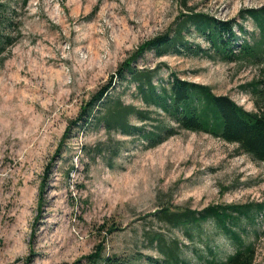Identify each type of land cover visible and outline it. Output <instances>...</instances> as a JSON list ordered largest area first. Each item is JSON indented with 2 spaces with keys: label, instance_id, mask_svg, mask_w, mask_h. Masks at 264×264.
Here are the masks:
<instances>
[{
  "label": "rangeland",
  "instance_id": "rangeland-1",
  "mask_svg": "<svg viewBox=\"0 0 264 264\" xmlns=\"http://www.w3.org/2000/svg\"><path fill=\"white\" fill-rule=\"evenodd\" d=\"M187 4L218 20H236L243 40L257 46L261 58L226 62L202 55L155 59L146 54L136 66L151 69L161 62L160 79L174 72L254 111L252 98L240 86L264 76V43L252 21L238 14L264 7V0ZM0 6L14 37L0 61V264H75L99 244L108 254L158 258L150 242L155 234L178 240L181 258L189 264L210 257L207 248L217 259L232 254L233 245L210 222L190 228L192 240L187 241L180 229L153 214L162 207L202 210L263 201L264 163L236 145L179 130L147 148L90 127L73 130L58 154L81 106L141 43L175 24L186 12L181 0H28L25 5L0 0ZM189 40L208 48L197 36ZM118 92L124 104L143 108L133 87L116 85ZM95 147L102 151L96 153ZM237 224L244 242L261 228L260 218L255 223L241 218ZM113 226L117 231L106 234ZM256 250L254 264H264L261 233Z\"/></svg>",
  "mask_w": 264,
  "mask_h": 264
},
{
  "label": "trees",
  "instance_id": "trees-1",
  "mask_svg": "<svg viewBox=\"0 0 264 264\" xmlns=\"http://www.w3.org/2000/svg\"><path fill=\"white\" fill-rule=\"evenodd\" d=\"M187 1L181 0L186 12L179 15L167 32L141 43L118 65L109 81L81 106L77 118L70 121L64 131L58 154L65 141L73 137L71 134L75 129L84 131L90 127H102L107 134L117 133L138 140L147 148L156 147L183 130L205 133L234 144L241 153L264 163V76L240 86V90L252 98L254 111L249 112L230 97L217 96L209 86L181 79L174 72H170L165 80L160 79L159 72L164 66L161 62L151 69L136 66L146 54H152L155 59L168 55H202L226 62L247 56L259 57L257 46L252 48L243 40V29L236 20L223 21L194 12ZM27 2L22 0V5ZM238 18L250 19L262 35L260 44L264 43V7L241 10ZM11 28L9 18L0 12V61L14 43ZM193 36L201 38L208 48L190 42ZM116 85H125L126 89L133 87L143 108L124 104L121 93H116ZM160 114L164 118L156 116ZM152 122L157 124L148 130L145 125ZM93 151L99 153L102 149L95 147ZM113 153L117 155L119 150ZM73 169L71 166L70 171ZM153 217L170 228L180 229L187 241L192 240L190 228L210 222L233 245L234 252L223 259H217L207 248L210 257L202 264H254L256 242L260 233L264 235V200L243 205H210L202 210L162 207L154 212ZM241 218L249 223L260 218V230L254 231L253 239L246 242L242 238L243 230L235 229ZM114 231H117L115 226L109 227L106 234ZM150 242L158 258L140 253L133 256L108 254L99 244L75 264H189L181 258L182 248L178 240L167 241L161 234H155Z\"/></svg>",
  "mask_w": 264,
  "mask_h": 264
}]
</instances>
